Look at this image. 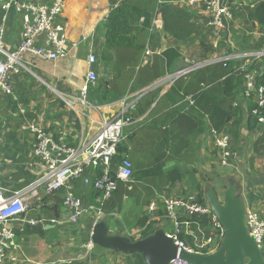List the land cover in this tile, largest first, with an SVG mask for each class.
Wrapping results in <instances>:
<instances>
[{
  "label": "crops",
  "instance_id": "crops-1",
  "mask_svg": "<svg viewBox=\"0 0 264 264\" xmlns=\"http://www.w3.org/2000/svg\"><path fill=\"white\" fill-rule=\"evenodd\" d=\"M121 1L66 0L58 19L65 26L68 41L76 42V46L64 58L55 61L29 56V67L33 74L23 72L12 77L16 98H0V187L8 193L20 190L33 182L40 173L39 169L30 164L31 136L19 115L21 110L27 117L37 118L54 138L64 135L67 142L75 144L81 131L87 138L93 136L99 128V121L118 111L123 106L124 98L136 94L125 101L129 104V115L133 116V123L125 130L126 137L129 132L135 133L127 155L132 166L148 167L152 159L162 151L176 162L170 164L162 176L134 181L130 189L120 188L118 194H113L115 207L106 212L105 216L111 233L139 238L148 226L153 230L159 227L168 228L171 222L166 217L163 198L198 195L204 190L207 181L214 182L221 188L228 177L224 172L217 171L221 166H231V175L241 179L240 185L247 209H264V150L261 151L259 143L264 126L256 127L252 131L247 129V94L238 96L233 103L244 110L243 121L238 137L232 142L235 157L230 164L222 165L219 159L221 150L213 141L209 114L202 112L197 115L187 109L178 111L173 102L175 96H172L173 90L178 87L170 90L180 77L203 66L190 70L172 82L168 81L176 72L201 61L199 41L209 46L207 60L221 59L228 51H243L245 48H241V45L246 40H250L246 49H251L258 41L263 40L264 33L259 30L251 31L244 24L240 13L235 12L251 0H220L222 5L230 9L231 16L222 18L223 28L219 30L206 25L207 14L203 7L198 4L187 6L192 32L184 40L175 39L163 31L157 5L166 0H130L138 8L148 6L147 9L152 14L150 27L137 34L136 43L143 47L138 51L105 49V28L102 22L112 6ZM167 1L174 7H183L179 5L180 0ZM6 23L8 28L5 40L12 48H16L21 38L20 14L8 12ZM132 23L141 27V17L139 20L134 18ZM255 34L260 38H255ZM169 47L175 48L179 56L166 67L162 53ZM147 49L148 55L145 54ZM89 54L96 56L94 70L97 76L102 73L105 77L99 76L100 79L105 82L110 80L111 84L113 77L118 78L119 75L111 72L113 66L110 64H114V61L119 63L115 71L118 72L119 68L122 76L113 86L120 87L126 93L123 98L110 104L96 105L87 101L89 105L83 106L75 100L73 108L66 107L58 96L53 95L54 90L73 98L79 96L90 67L87 64ZM154 68L162 69V75L148 85L131 91V87H135L139 81L147 82L145 77L141 78L140 71H149L151 74ZM255 74L250 73L251 81ZM187 97L192 98L189 94L183 101ZM139 101L144 103L137 107ZM142 109L144 112L135 116L137 110ZM168 115H174V118L168 119ZM257 148L261 154L257 152ZM174 168L181 173V180L170 183L166 176ZM133 185H139L146 190L142 199L139 196H130ZM75 193L82 198L84 205L93 204L95 201L96 195L94 196L90 187L75 185ZM62 195L63 190L50 193L39 190L37 197L28 200L30 210L27 216L43 219V222L36 227L26 226L23 232L18 231V222L13 223L16 246L7 252L3 264H34L51 260L58 264H136L132 255L112 251H105L100 256L85 253L81 247L90 238L85 223L92 219L91 216L83 215L79 223L67 228L52 224L50 219L64 214ZM151 202L155 203L153 211L148 210ZM183 215L179 212L178 217H186ZM181 227L186 235H190L188 226L181 224ZM191 237L194 243L195 239ZM11 257L16 260H11Z\"/></svg>",
  "mask_w": 264,
  "mask_h": 264
},
{
  "label": "built area",
  "instance_id": "built-area-1",
  "mask_svg": "<svg viewBox=\"0 0 264 264\" xmlns=\"http://www.w3.org/2000/svg\"><path fill=\"white\" fill-rule=\"evenodd\" d=\"M66 0H0V98L3 96L16 98V91L12 82L14 75L23 72L32 73L29 62L30 57L55 61L64 58L70 50L76 46V42H69L66 36L65 26L58 16L65 6ZM200 5L207 14L206 25L219 30L223 28V17L230 18V9L222 5L220 0H180L183 7ZM14 11L21 16V38L16 48H12L5 40L7 31L6 18L8 12ZM143 21V18L141 17ZM149 54V50L145 52ZM263 52L228 53L221 59H207L191 65L190 68L176 72L168 81L172 82L179 76L209 63L228 59L245 60L243 68L250 59L259 57ZM251 55H254L252 57ZM87 64L90 66L86 73L84 84L80 88V94L72 97L68 94L55 93L66 107L73 108L75 100L83 106H88L86 99L88 85L96 82V56L89 54ZM33 74V73H32ZM245 85L248 91L253 90L250 75L246 76ZM255 97L256 107L252 113L257 116L259 123H264L261 109L264 106V94L262 87L258 88ZM136 94L127 96L122 100L123 106L116 112L99 121V128L93 136L87 138L81 131L77 142L70 144L64 135L57 139L49 134L41 122L35 117H27L21 110L23 125L31 136L29 155L31 165L40 170L38 177L20 190L6 192L0 187V264L6 260L7 252L16 246V231L14 222H18V231L23 232L26 226L36 227L43 219L28 217L29 199L37 197L39 190L50 193L63 190L62 205L64 214L59 218L50 219L52 224L67 227L79 223L83 215L91 216L93 220H99L107 214L103 211L106 201L117 190L120 182L131 185L132 162L125 156L119 164L115 165L113 156L117 146L126 140L125 130L133 123V118L128 113V105L125 101ZM189 104L194 100L187 97ZM213 141L221 150L219 159L222 165L230 164L234 159L232 140L227 132L212 130ZM82 183L97 192L93 204L83 205L82 198L75 193V183ZM130 189V186L128 185ZM166 217L171 226L164 228L166 235L179 247L189 251L210 253L216 250L223 238L222 226L204 201L200 203L197 195L187 197L169 196L163 198ZM82 206V207H81ZM155 209V203L148 206L149 211ZM182 212L186 217L197 216L206 218L208 227L201 231V236L196 239V249L189 247L178 235L182 232L181 224L189 225V222H181L178 214ZM246 227L248 233L255 240L264 258V209H247ZM86 254H91V241L88 239L82 247ZM11 260H16L11 257ZM34 264H58L57 261L36 262ZM168 264H190L178 255Z\"/></svg>",
  "mask_w": 264,
  "mask_h": 264
},
{
  "label": "trees",
  "instance_id": "trees-1",
  "mask_svg": "<svg viewBox=\"0 0 264 264\" xmlns=\"http://www.w3.org/2000/svg\"><path fill=\"white\" fill-rule=\"evenodd\" d=\"M151 1L152 0H150V2ZM157 7L162 19L163 31L178 40L188 39V36H190L192 32V24L189 22L187 7H174L167 0L159 3ZM147 8L148 6L146 8H138L136 4L130 0H122L118 4L113 5L102 22L105 28V49L115 50L120 48L134 51L140 50L143 46L136 43L137 34L140 30L143 31L151 25L152 14ZM235 12L240 13L244 24H247L251 31L259 30L260 33H264V0H251L249 4L243 5ZM140 17H143L141 27L134 26L132 20L134 18L139 20ZM249 41L250 40L242 42L241 48H245L242 49L243 51L250 50L246 49ZM257 45H261V40L252 48ZM198 48L200 50L199 58L201 61L206 60L209 46L203 41H199ZM257 50H260V46H257ZM228 53L232 52L228 51ZM178 56L179 52L173 47L164 50L162 53L164 66L168 67ZM244 61L245 60L228 59L213 62L180 77L170 88V90H172L178 87V89L173 90L172 92V96H175L173 102L176 105V109L178 111L187 109L191 113H197V115L202 112L208 113L212 129L217 132H227L231 140L235 141L241 129L243 121L242 111L244 110L240 108L238 104L234 106L233 103L238 96H243V93H246L247 91L245 85L247 80L246 76L255 72L256 74L252 78L253 90L247 92V129L252 131L256 127L259 128L264 126V123H259L257 116L252 113L253 108L257 105L255 101L257 91L254 90L262 87L264 94V55L250 59V61H248L242 68L241 64H243ZM162 73L163 70L158 68H154V71L151 74L149 71L144 72V70H141L140 76L141 78L145 77L147 82L139 81L135 87H131V91L148 85L152 81L158 79ZM197 84H199V86ZM125 93L126 92L122 91L120 87L114 88L110 83V80L105 82L103 79L99 78L94 84L88 85L86 99L96 105H105L123 98ZM189 94H191L194 104H189L188 100L183 101L186 95ZM143 103L144 102L139 101L136 106L138 107L139 105L140 107ZM148 105H150V102H148ZM142 112H144V109L137 110L135 116L140 115ZM261 113L264 116V106L261 109ZM131 117L133 118L132 115ZM167 118L173 119L174 115ZM134 136V132H129L126 140L122 141L117 146L116 153L113 156V162L115 165L119 164L120 161L129 154V144ZM259 143H261L260 148L261 151H263L264 128ZM257 152L261 154L258 148ZM175 162L176 161L168 156L165 151H162L152 159V162L148 167L140 168L138 165L132 166L130 182L132 183L147 178L160 177L163 175L164 170L167 169L170 164H174ZM166 180L170 181V183H175L176 181L181 180V173L177 168H174L168 172ZM77 183L78 184H75L77 187L84 186L80 182ZM128 185L130 186V183L125 186L120 182L114 193L120 188L126 189ZM93 194L94 196L98 195L95 191ZM112 198L113 197L105 202L103 211L109 212L115 207V201ZM197 198L200 203H204L202 192L197 195ZM179 220L181 222H189L190 225H188V227L191 231L190 235H186L184 231L180 232L178 235L179 239L184 241L189 247L196 249L195 240L201 236V231L209 226L207 219L195 215L191 217H179ZM152 231L153 229L148 226L141 232L140 236H146L152 233ZM191 236L195 239L194 243ZM132 256L134 257L136 264H144L138 254Z\"/></svg>",
  "mask_w": 264,
  "mask_h": 264
},
{
  "label": "water",
  "instance_id": "water-1",
  "mask_svg": "<svg viewBox=\"0 0 264 264\" xmlns=\"http://www.w3.org/2000/svg\"><path fill=\"white\" fill-rule=\"evenodd\" d=\"M217 171L228 176L221 188L207 181L202 190L204 201L223 229L224 235L216 250L210 253L187 251L176 245L163 227L139 238L111 233L103 217L85 223V229L90 234L91 254L100 256L105 251L138 254L144 264H168L177 255L190 264H264L262 253L246 227L247 207L241 179L231 175V166H221Z\"/></svg>",
  "mask_w": 264,
  "mask_h": 264
},
{
  "label": "rangeland",
  "instance_id": "rangeland-1",
  "mask_svg": "<svg viewBox=\"0 0 264 264\" xmlns=\"http://www.w3.org/2000/svg\"><path fill=\"white\" fill-rule=\"evenodd\" d=\"M237 35L235 34V39L237 40V37H236ZM255 38H257V39H259L260 37L258 36L257 37V35L255 34ZM257 46H260V50H257ZM256 47H254V48H252V49H250V50H247V51H242V52H246V53H248V52H263V54L262 55H264V38H263V40H261V45H257ZM232 53H240V52H232ZM262 55H260V56H262ZM252 57H254V55H251ZM110 66H113V68H112V71L111 72H113L114 71V73H116L117 75H119V77L118 78H115V77H113V80H111L112 81V85H114L117 81H119L120 79H121V76H122V73H121V71H120V69L118 68V72H116L115 71V67H119V63H117V61L115 62L114 61V64L113 63H111L110 64ZM26 73H29V74H31L30 72H27L26 71ZM96 76H97V74H96ZM99 76H104V75H102V73L100 74V75H98L97 76V78L99 79L100 77ZM105 77V76H104ZM96 78V79H97ZM97 79V80H98ZM96 80V81H97ZM38 81V80H37ZM40 82V81H39ZM41 83V82H40ZM42 84V83H41ZM42 85H45V84H42ZM46 86V85H45ZM47 87V86H46ZM47 89H48V87H47ZM129 92V91H128ZM53 94V93H52ZM54 96L56 95V93H55V91H54V94H53ZM57 96V95H56ZM61 101V100H60ZM88 102H89V100H87ZM62 102V101H61ZM89 103H92L91 101L89 102ZM62 105H65V103L64 102H62ZM66 106V105H65ZM235 178H236V176H235ZM144 194H146V190L144 189V188H142L141 186H139V185H133V190L130 192V196L131 197H134V198H136L137 196H139V198H141V197H143L142 195H144ZM142 199V198H141ZM142 204V203H141ZM72 225V224H71ZM68 227V226H67ZM67 227H65V228H67ZM166 229H168V228H166Z\"/></svg>",
  "mask_w": 264,
  "mask_h": 264
}]
</instances>
